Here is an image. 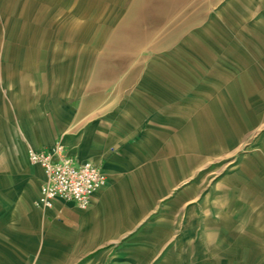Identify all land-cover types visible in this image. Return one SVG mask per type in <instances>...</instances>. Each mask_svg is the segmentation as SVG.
<instances>
[{"label":"crops","instance_id":"1","mask_svg":"<svg viewBox=\"0 0 264 264\" xmlns=\"http://www.w3.org/2000/svg\"><path fill=\"white\" fill-rule=\"evenodd\" d=\"M141 3L91 64L0 43V264H264V0ZM57 143L106 177L84 209L35 204Z\"/></svg>","mask_w":264,"mask_h":264},{"label":"rangeland","instance_id":"2","mask_svg":"<svg viewBox=\"0 0 264 264\" xmlns=\"http://www.w3.org/2000/svg\"><path fill=\"white\" fill-rule=\"evenodd\" d=\"M134 4L135 0H0V43L6 45L8 71L30 67L34 61L91 64L98 62V55L111 58L107 51L137 42L135 33L140 30H131L129 24L139 19L145 24L157 13V5L141 3L134 10ZM132 59L124 55L119 62L125 69Z\"/></svg>","mask_w":264,"mask_h":264},{"label":"built area","instance_id":"3","mask_svg":"<svg viewBox=\"0 0 264 264\" xmlns=\"http://www.w3.org/2000/svg\"><path fill=\"white\" fill-rule=\"evenodd\" d=\"M30 163L39 165L44 173L35 201L40 208H50L55 199L73 202L79 208H86L92 194L106 182L105 175L91 161H77L65 153L61 143L48 150L29 149Z\"/></svg>","mask_w":264,"mask_h":264}]
</instances>
